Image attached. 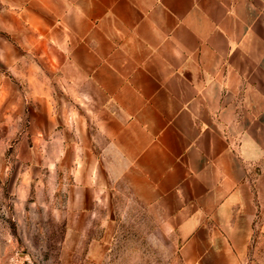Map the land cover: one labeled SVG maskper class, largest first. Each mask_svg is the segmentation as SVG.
<instances>
[{"label": "crops", "instance_id": "0c3cea01", "mask_svg": "<svg viewBox=\"0 0 264 264\" xmlns=\"http://www.w3.org/2000/svg\"><path fill=\"white\" fill-rule=\"evenodd\" d=\"M31 1L135 195L162 201L185 238L238 222L226 238L247 239L264 213V0Z\"/></svg>", "mask_w": 264, "mask_h": 264}, {"label": "rangeland", "instance_id": "374dc122", "mask_svg": "<svg viewBox=\"0 0 264 264\" xmlns=\"http://www.w3.org/2000/svg\"><path fill=\"white\" fill-rule=\"evenodd\" d=\"M30 5L0 0V264H264L260 209L247 239L226 238L238 222L185 238L162 201L135 195L100 125L105 112ZM236 101L252 102L243 90Z\"/></svg>", "mask_w": 264, "mask_h": 264}]
</instances>
